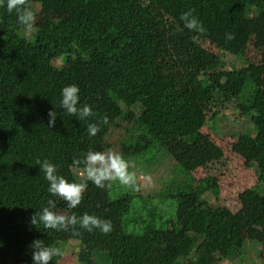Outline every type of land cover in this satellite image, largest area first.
<instances>
[{"label": "trees", "instance_id": "1", "mask_svg": "<svg viewBox=\"0 0 264 264\" xmlns=\"http://www.w3.org/2000/svg\"><path fill=\"white\" fill-rule=\"evenodd\" d=\"M29 3L36 15V4L46 15L45 26L36 24L32 32L18 24L15 13L0 8V264H33L30 245L35 239L63 253L77 248L76 264H205L213 252L248 264L241 259L248 256L249 242L253 246L258 237L264 243V0ZM189 10L206 28L204 34L184 28L194 41L180 39L177 27H168L172 19L183 28L180 17ZM226 33L235 38L226 40ZM252 39L260 61L232 70L222 66V55L198 44L207 40L244 57ZM180 61L195 64L187 77ZM71 84L79 86L81 103L94 108L95 116L87 121L59 107L61 89ZM234 99L251 122L239 137L240 150L250 166H258L257 182L239 194L237 210L209 202L208 193L216 190L207 185V177L193 175L192 144L184 145L183 161L169 148L173 140L181 145L199 133L206 136L202 129L208 115H217ZM50 110L57 113L52 128ZM88 123L100 125L95 137L88 136ZM118 127L135 136V142L120 139L116 152L126 160L143 164L155 155L175 162V176L150 192L161 203L136 201L128 188L108 197L84 196L76 209L54 198L58 213L96 215L110 220L113 230L104 235L77 229L76 235L31 226V215L51 198L36 160L47 158L67 180L82 182L84 165L74 160L89 150L110 148L106 138ZM126 149L132 151L128 156ZM169 200L176 202L175 214L167 210Z\"/></svg>", "mask_w": 264, "mask_h": 264}, {"label": "rangeland", "instance_id": "2", "mask_svg": "<svg viewBox=\"0 0 264 264\" xmlns=\"http://www.w3.org/2000/svg\"><path fill=\"white\" fill-rule=\"evenodd\" d=\"M35 6L39 11L36 15V18H39L36 19V24L45 26L46 15L41 12L38 4ZM250 15L254 18L256 16L254 13ZM49 16L51 15L49 14ZM52 21L53 20L48 21V24L51 25ZM168 22L170 24L168 27H177V37L179 36L180 39H191V41H194L195 37L190 32H187L184 27L182 28V24H179L175 20L173 23L172 19L168 20ZM257 32L261 31L257 29ZM256 42V39H252L251 43H249L246 55L244 57H238L217 49V47L207 40H198V44L204 48L222 55V59L225 63V65L222 64V66L227 70L240 69L246 65V62H259V57L257 58L256 54L257 49L255 48ZM173 43L172 41L169 43L170 47L173 46L171 55L175 56L178 61V56L176 52L174 53L176 46H174ZM178 64L182 69H188L187 71L184 70L186 77L188 76L187 72L191 74V71H193L195 67V64H190L187 61H180ZM198 77H200V75H197V78ZM234 100V102L228 103L225 107H222V109L215 108L219 110L217 115H212V113L208 115L207 125L202 129V132L206 136L202 137L201 135L203 134L199 133L198 135L188 138L186 143L184 141V144L181 145L178 144V140H173L169 143V148L171 154H174L177 160L183 161L187 155L184 154L186 146L192 144L193 150L191 153H188V156L192 157L195 162V165H192L193 168L191 169L193 175L198 179L207 177V185L213 184L216 190H211V192L208 193L207 198L209 202L214 205H229L237 210L240 207V203H238L239 194L257 182L258 166H250V158L245 156V154L243 155L240 150L239 137L251 126V122L242 114L241 109L236 104L237 100ZM124 136L132 138L133 142H135V136L133 134H125V130L118 127L112 130L111 135L106 138L110 143V148H105L104 152L116 151L117 148L120 149V139ZM184 145L186 146L184 147ZM123 153L128 156L132 151L126 149L123 150ZM141 162L139 163L133 159L129 161L130 170L134 171L137 176L138 190L128 189V191L135 195L136 201L148 200L150 198V201L156 202L158 200L154 201L156 197L150 195V192L159 190L164 179H171L175 176V172L173 171L177 170L176 164L173 161L167 163L166 158L159 161L155 155L144 158L143 164ZM174 165L175 169L172 167ZM80 175L83 177V182L85 176L82 171ZM87 183L88 186L85 189L84 196H88L92 193H100L102 196L108 197V195L113 196L114 193L127 189L118 182L106 183L103 189L97 188L91 181ZM198 187L202 186L198 184ZM140 197L141 199H139ZM158 202L161 203L160 201ZM166 207L167 210L173 212V214L178 211L174 200H169ZM132 213L131 211V214ZM83 231L84 230H81L82 233ZM255 241L256 243L253 246L251 242H249L247 246L248 256L247 258L242 256L241 260H248L246 261L248 264H254V262L255 264H264V243L258 237L255 238ZM70 247L72 248V246ZM70 247L65 250L64 255L59 258V264H76L75 260L78 250L77 248L71 249ZM213 253H208L205 264H236L233 260L222 259L218 254ZM2 256L3 253H0V257Z\"/></svg>", "mask_w": 264, "mask_h": 264}, {"label": "clouds", "instance_id": "3", "mask_svg": "<svg viewBox=\"0 0 264 264\" xmlns=\"http://www.w3.org/2000/svg\"><path fill=\"white\" fill-rule=\"evenodd\" d=\"M0 8L6 10L8 14L15 13L17 22L23 26L27 32H32L36 25V14L32 10L29 0H0ZM183 27L190 32L204 34L206 28L199 18L194 15L193 10L184 12L180 17ZM235 36L232 33H226V40L230 41ZM60 109L70 117H75L78 121H87L90 117L95 116L92 105L81 103L80 88L76 84L66 85L61 89ZM57 113L55 110L48 112V127L55 126ZM103 124L108 123L107 116L104 117ZM100 125L97 123H88L87 131L89 137H95L100 132ZM36 164L43 174L44 179L48 182L47 191L50 197L46 206H41L30 217L29 224L38 228L42 225L44 229L55 232H69L79 235V230L89 233L99 231L107 235L113 230L110 220L102 219L96 215L84 213L82 215H65L60 214L56 209V199L63 200L67 203L68 209H76L84 199V192L91 181L97 188L103 189L106 183H119L121 186L138 190L137 176L134 171L130 170V163L123 155L116 151H92L89 150L83 159L74 160V164L84 165L83 182L69 181L58 172V167L51 160L45 158L37 159ZM32 249L33 264H53L54 258L56 264H59V258L64 255L58 247H52L42 239H35L30 245Z\"/></svg>", "mask_w": 264, "mask_h": 264}]
</instances>
